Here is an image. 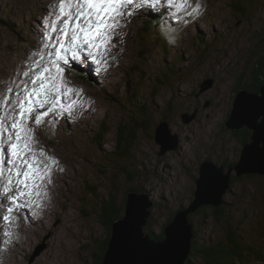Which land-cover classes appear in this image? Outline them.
Segmentation results:
<instances>
[{"label": "rangeland", "instance_id": "1", "mask_svg": "<svg viewBox=\"0 0 264 264\" xmlns=\"http://www.w3.org/2000/svg\"><path fill=\"white\" fill-rule=\"evenodd\" d=\"M58 2L0 0V100L7 87L22 85L21 74L40 45L41 21ZM198 2V16L185 18L181 13L176 18L175 10L163 4L134 15L122 40L115 41L107 71L97 73L89 63H72L65 70L69 86L82 90L72 114L61 110L54 115L66 119L65 127L50 115L53 124L47 117L35 128L39 144L58 161L54 184L47 185L39 207L33 204L30 210H20L19 218L10 214L9 221L0 219V264H97L99 246L112 234L102 222L103 206L109 210L114 202L124 208L128 188H142L155 201L145 230L161 235L172 214L195 198L202 160L210 158L219 165L241 160L247 129L233 130L225 122L236 88L257 86L259 75L264 76V0ZM152 17L167 22L161 39L171 38L169 55L160 52L155 36L143 35L148 27L140 24ZM144 102L148 114L137 115ZM186 116L192 118L187 122ZM135 117L145 127L148 121L149 128L138 129ZM162 120L180 138L179 148L165 153L155 139ZM128 123L136 130L135 137L126 140L129 157L124 158L120 153L125 146L118 145L120 128ZM232 176L237 179L223 197L224 218L231 224L216 219L209 205L205 212L192 213L196 239L228 244L230 230H235L242 244L254 247L248 251L252 255L234 259L235 264H264V175L237 176L234 169ZM7 206L0 204V216ZM27 213L38 224H26L22 218ZM14 221L25 223L24 237V231H12ZM15 239L21 245L17 251ZM197 258L189 264H201Z\"/></svg>", "mask_w": 264, "mask_h": 264}, {"label": "snow or ice", "instance_id": "2", "mask_svg": "<svg viewBox=\"0 0 264 264\" xmlns=\"http://www.w3.org/2000/svg\"><path fill=\"white\" fill-rule=\"evenodd\" d=\"M162 4L174 9L176 18L181 13L198 16L202 9L198 0H59L41 21L40 45L21 74L22 85L7 87L0 100V204L8 205L0 219L9 221L11 213L30 210L33 204L39 207L52 183L58 161L39 144L35 128L76 106L82 90L69 86L65 70L72 63H89L97 73L107 71L127 22Z\"/></svg>", "mask_w": 264, "mask_h": 264}, {"label": "water", "instance_id": "3", "mask_svg": "<svg viewBox=\"0 0 264 264\" xmlns=\"http://www.w3.org/2000/svg\"><path fill=\"white\" fill-rule=\"evenodd\" d=\"M191 118L186 116L184 120L188 122ZM225 126L233 130L245 127L251 133L243 145L241 160L228 169L213 159L202 160L195 198L189 206L176 210L164 226V238L158 239L159 235L145 230L155 201L147 192L129 191L123 216L112 224L103 264H185L188 261L195 235L190 214L204 205L224 204L223 197L231 186L234 169L237 176L264 175V83L257 92L239 89ZM155 139L162 145V153L179 148L180 138L172 134L166 120L158 124Z\"/></svg>", "mask_w": 264, "mask_h": 264}, {"label": "trees", "instance_id": "4", "mask_svg": "<svg viewBox=\"0 0 264 264\" xmlns=\"http://www.w3.org/2000/svg\"><path fill=\"white\" fill-rule=\"evenodd\" d=\"M244 11H245V9H244ZM151 26H152L151 22H148V29H146V30L150 31ZM170 66H172V65H170ZM259 77L260 78H258V80H256L257 86H252V87L244 86V88H247L250 91H255V92L259 91V87H261V85L264 82V76L259 75ZM241 88H243L241 85H239L236 88V90H235L236 94L239 91V89H241ZM135 98L138 100L139 96L135 95ZM147 107H149V106L146 104V102L143 103V106L140 105L139 106L140 110H139L137 115H140V114L147 115L148 111H149V109ZM133 122L135 125H139L137 127L138 129L149 128V122L148 121L146 122V127H145L143 121L137 117L134 118ZM135 125L131 126V124L128 123V124H125L122 128H120L121 133H122V140L119 141V143H121V145L119 144L118 146H120V147L125 146V149L122 151V153H120L121 156L124 158L129 157V146L126 145V140H128L131 137L132 138L135 137V130H136ZM250 134H251L250 131H248V130L245 131L243 138H242V144H244L248 140V137ZM100 138H102L101 134H99V136H98V139H100ZM223 164H225L226 166L234 165L233 162L227 163L225 161L223 162ZM231 177H232V180H231V186H232L234 184L235 180L237 179V177H233V176H231ZM131 190H137L139 192L143 191V189L139 188V187L128 188V190L126 192V196H125L126 200L128 197V192ZM109 200H110V198L107 200L105 199L106 202H108ZM126 200H125V202H126ZM208 206L209 205L201 206L197 212H193V213L195 214V213H199L201 211L205 212L204 210ZM213 207H214L213 208L214 209V216L216 217V219H223L225 216L224 215L225 204H223L222 206H217V207L213 206ZM103 210H104V216L106 219H102V222L104 224L109 225L110 232H111L112 227H113L112 226L113 222L116 221L118 218H120L123 215V213L125 211V207L124 208L119 207V206L115 205L114 202H112V204H110L109 210L106 209V206H103ZM175 213H176V211L168 219L167 223H169L172 220ZM191 217H192V213L190 214V219H191ZM224 220L226 221L225 224H228V223L231 224V222H229L230 219L224 218ZM149 233H151V232H149ZM230 234L231 235L229 237V243L228 244H225L222 241H217L214 243L208 242L207 244L206 243L203 244L202 242H199L196 239V232H195V235L193 238V245H192L191 254H190L186 264H189L190 262L195 260L196 257H200V258H197L199 260L202 259L201 264H235L234 259H237L239 261V260L243 259L245 255H248V256L252 255V254H249L248 251L251 249L254 250L253 246L246 247L244 244H242L241 236L239 235V233H237V231H235V230L233 231L231 229ZM110 237H111V233L109 234L107 239L99 246L100 254L95 255L97 264H103L104 256H105L106 250L108 248V243H109ZM157 237L158 236H156V238ZM160 238H164V229H163L162 234L159 235L158 239H160ZM253 253H256V252L253 251ZM255 255L259 256V254H257V253Z\"/></svg>", "mask_w": 264, "mask_h": 264}, {"label": "bare ground", "instance_id": "5", "mask_svg": "<svg viewBox=\"0 0 264 264\" xmlns=\"http://www.w3.org/2000/svg\"><path fill=\"white\" fill-rule=\"evenodd\" d=\"M163 12H166V8H164L163 9ZM149 14H151V12L149 13ZM166 17V16H165ZM157 18H159V17H152L151 19L150 18H146L145 19V21H147V22H149V20H155V19H157ZM37 33L39 32V30L38 31H36ZM82 98H83V100H88V97L87 96H82ZM83 103V102H82ZM85 109H89V104H87V106L85 105ZM72 114V113H71ZM53 116V119L55 120V121H57L58 123H60V125L61 126H63V127H65V124H66V119H64V118H58L57 116H54V115H52ZM47 120H48V122H50V123H52L51 122V118L50 117H48L47 118ZM63 121H65V124L64 125H62V123H63ZM53 124V123H52ZM55 127V126H54ZM56 128V127H55ZM224 165V164H223ZM225 166V168H229V167H231V166H226V165H224ZM52 184H54V183H52ZM13 214H15V216H16V218H19V216L21 217V211H17L16 213L15 212H13V213H11V215H13ZM29 213H27V215H25L24 216V218H22V220H25L26 221V224H38V219L37 218H33V219H30V218H26V217H29ZM19 220V219H18ZM44 223V222H43ZM22 224H23V226H21V224L19 223V222H17V221H14V229L12 230V231H14L15 229H16V231L18 232V231H24V230H26V225H25V223H23L22 222ZM25 231L23 232V237H24V235H25ZM28 237V236H27ZM13 244V246H14V249L16 250V249H18L21 245H20V243L19 244H17L16 243V239H15V243H12ZM17 251V250H16Z\"/></svg>", "mask_w": 264, "mask_h": 264}]
</instances>
